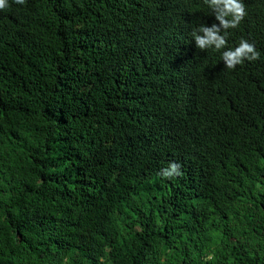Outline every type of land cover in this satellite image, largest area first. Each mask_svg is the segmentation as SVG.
Segmentation results:
<instances>
[{
	"label": "trees",
	"instance_id": "trees-1",
	"mask_svg": "<svg viewBox=\"0 0 264 264\" xmlns=\"http://www.w3.org/2000/svg\"><path fill=\"white\" fill-rule=\"evenodd\" d=\"M243 4L202 50L207 0H8L0 264H264V0ZM242 39L260 56L229 69Z\"/></svg>",
	"mask_w": 264,
	"mask_h": 264
},
{
	"label": "clouds",
	"instance_id": "clouds-1",
	"mask_svg": "<svg viewBox=\"0 0 264 264\" xmlns=\"http://www.w3.org/2000/svg\"><path fill=\"white\" fill-rule=\"evenodd\" d=\"M25 0H16V3L23 4ZM210 8L214 10L215 19L219 24L213 23L211 26L201 25L193 32L195 45L200 49L215 48L220 50L227 44V29L237 27L239 22L246 15L243 0H207ZM8 7V0H0V9ZM222 30H224L222 32ZM260 53L255 46L247 40H241L238 46L227 48L222 53L225 66L234 69L236 65L243 63L245 59L256 60ZM178 173V165L170 164L162 170V175L170 177Z\"/></svg>",
	"mask_w": 264,
	"mask_h": 264
}]
</instances>
